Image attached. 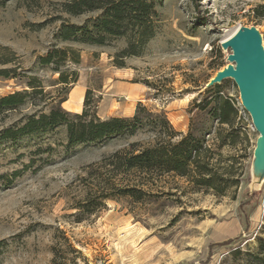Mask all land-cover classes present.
I'll return each mask as SVG.
<instances>
[{
    "label": "rangeland",
    "instance_id": "374dc122",
    "mask_svg": "<svg viewBox=\"0 0 264 264\" xmlns=\"http://www.w3.org/2000/svg\"><path fill=\"white\" fill-rule=\"evenodd\" d=\"M26 4L0 0V60L4 55L13 60L0 62V69L14 68L20 74L0 77L1 95L23 90L30 75L42 82L45 92L57 94L64 88L58 84L59 74L41 66L39 57L51 47L71 46L82 60L64 68L79 72L78 82L68 87V98L75 87L85 90L84 101L90 91V108L102 119L132 117L143 105L165 112L184 134L192 119L205 121L199 118L197 103L206 97L209 80L230 63L232 52L222 42L241 27L255 26L264 46V16L259 17L264 0H155V36L140 56L118 59L123 61L115 60L126 48L125 38L104 45L56 38L63 20L81 25L96 14L71 17L60 11L58 0ZM221 91L238 110L237 144L224 153L247 156L240 186L226 196L193 191L184 179L170 180L162 191L150 190L157 196L142 202L109 200L97 216L75 223L70 215L86 194L88 167L132 142L151 141L153 134L68 147L62 126L0 142V264H256L250 255L257 254L259 239H264V177L253 172L259 133L235 82L223 81ZM63 107L68 110V105ZM40 110L47 108L26 104L10 111L0 117V130ZM205 126L214 130L219 125L211 120Z\"/></svg>",
    "mask_w": 264,
    "mask_h": 264
},
{
    "label": "trees",
    "instance_id": "16d2710c",
    "mask_svg": "<svg viewBox=\"0 0 264 264\" xmlns=\"http://www.w3.org/2000/svg\"><path fill=\"white\" fill-rule=\"evenodd\" d=\"M19 1L39 5L40 0ZM58 3L60 11L71 17L96 15L81 25L63 20L56 38L63 42L92 45L125 38L126 48L115 61L140 56L156 33L158 11L155 0H58ZM261 9L263 12L259 17L264 16V6ZM4 56L5 60H0L3 65L13 61ZM81 60V53L76 48L51 47L39 57V64L58 73V84L64 88L57 94L45 92L42 82L30 75L25 76L27 81L23 90L0 94V117L26 104L35 107L44 104L47 108V111L26 115L19 123L0 130V142H17L33 134H48L62 126L66 129L68 147L98 145L114 138L129 139L140 132L153 134L151 141L145 144L132 142L127 148L117 150L88 167L86 194L72 207L75 211L70 215L73 222L82 223L97 216L107 208L109 200L130 198L142 202L146 197L157 196L150 190L162 191L163 185L171 183L170 180L184 179L193 191H210L217 196H226L240 186L247 156L245 152L239 156L224 153L226 147L237 144L235 120L238 110L234 100L222 94V84L206 88V97L197 103L199 118L205 121L200 124L192 119L188 133L184 134L174 127L165 112H151L143 105H139L132 117L102 119L90 108V91L81 113L66 110L63 104L69 99L68 87L78 82L79 72L64 68L80 65ZM117 65L124 66L123 62H117ZM19 75L14 68L0 69V77L4 79ZM211 120L219 125L214 130L205 126ZM49 149L52 150V146ZM18 175V172L14 174L15 177ZM250 256L256 264H264V239H259L257 254Z\"/></svg>",
    "mask_w": 264,
    "mask_h": 264
},
{
    "label": "water",
    "instance_id": "95a60500",
    "mask_svg": "<svg viewBox=\"0 0 264 264\" xmlns=\"http://www.w3.org/2000/svg\"><path fill=\"white\" fill-rule=\"evenodd\" d=\"M230 49V62L219 70L205 88L232 79L238 86L244 109L250 114L259 137L254 150L253 172L264 177V46L263 36L257 27H241L221 44Z\"/></svg>",
    "mask_w": 264,
    "mask_h": 264
},
{
    "label": "crops",
    "instance_id": "0c3cea01",
    "mask_svg": "<svg viewBox=\"0 0 264 264\" xmlns=\"http://www.w3.org/2000/svg\"><path fill=\"white\" fill-rule=\"evenodd\" d=\"M84 95H85V90H83L82 88L76 89L75 87L71 92L70 98L64 104L68 105L69 111L80 113L83 107ZM78 97L82 98V101L77 102ZM77 107H79V110L76 109Z\"/></svg>",
    "mask_w": 264,
    "mask_h": 264
},
{
    "label": "bare ground",
    "instance_id": "6f19581e",
    "mask_svg": "<svg viewBox=\"0 0 264 264\" xmlns=\"http://www.w3.org/2000/svg\"><path fill=\"white\" fill-rule=\"evenodd\" d=\"M238 30V29H237ZM237 30L236 31H234L233 33H231L230 35H229V38H231L236 32H237ZM229 38H227V39H229ZM226 39V40H227ZM225 41V40H224Z\"/></svg>",
    "mask_w": 264,
    "mask_h": 264
}]
</instances>
